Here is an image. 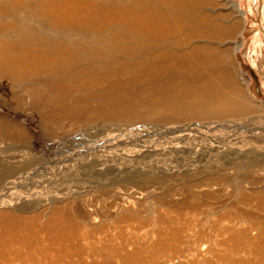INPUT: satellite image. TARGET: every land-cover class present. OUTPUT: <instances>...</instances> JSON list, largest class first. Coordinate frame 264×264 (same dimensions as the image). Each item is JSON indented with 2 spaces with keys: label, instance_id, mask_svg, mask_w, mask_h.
<instances>
[{
  "label": "rangeland",
  "instance_id": "1",
  "mask_svg": "<svg viewBox=\"0 0 264 264\" xmlns=\"http://www.w3.org/2000/svg\"><path fill=\"white\" fill-rule=\"evenodd\" d=\"M214 5L218 16L229 14L231 24H238L232 38L215 44L237 90H224L233 94L224 116L56 118L58 111L49 106L38 114L21 103L10 82L0 80V232L11 234L6 241L14 252V236L25 230L10 217L30 221L35 211L47 221L63 210L69 236L77 235L84 247L122 232L145 262L159 246L160 231L196 219L220 246L227 236L228 228L219 226L227 223L226 214L255 211L256 197L264 198V0H214ZM40 237L49 243L43 231ZM206 246L198 245L200 262L218 251L208 253ZM2 260L0 254L2 264H21Z\"/></svg>",
  "mask_w": 264,
  "mask_h": 264
},
{
  "label": "bare ground",
  "instance_id": "2",
  "mask_svg": "<svg viewBox=\"0 0 264 264\" xmlns=\"http://www.w3.org/2000/svg\"><path fill=\"white\" fill-rule=\"evenodd\" d=\"M214 7V0H0V80L10 82L13 97L21 103L28 102L38 114L49 106L58 111L56 118L170 121L224 116L234 94L233 76L215 44L232 38L238 24H231L229 14L218 16ZM226 88L233 94L223 93ZM62 213L54 211L47 221L39 211L28 216L30 221L11 216V223L25 231L14 236L15 252L6 241L11 234L0 232L2 261L264 264L262 197H256L255 211L226 214L227 223L219 226L228 228L227 236L220 246L201 222L186 219L182 227L187 233L172 226L158 233L159 246L150 249L147 262L138 248H129L122 232L118 238L90 240L84 247L77 235L69 236L71 227ZM207 244L208 253L215 247L218 251L200 262L198 245Z\"/></svg>",
  "mask_w": 264,
  "mask_h": 264
},
{
  "label": "flooded vegetation",
  "instance_id": "3",
  "mask_svg": "<svg viewBox=\"0 0 264 264\" xmlns=\"http://www.w3.org/2000/svg\"><path fill=\"white\" fill-rule=\"evenodd\" d=\"M262 85L264 86V83H262Z\"/></svg>",
  "mask_w": 264,
  "mask_h": 264
}]
</instances>
